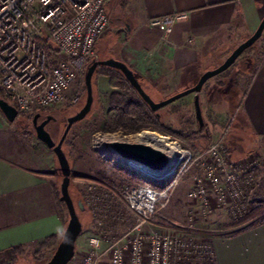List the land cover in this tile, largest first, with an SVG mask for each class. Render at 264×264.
<instances>
[{
    "label": "built area",
    "instance_id": "built-area-1",
    "mask_svg": "<svg viewBox=\"0 0 264 264\" xmlns=\"http://www.w3.org/2000/svg\"><path fill=\"white\" fill-rule=\"evenodd\" d=\"M112 1L0 0V91L18 116L56 106L77 75L97 60L95 43L109 29L106 5ZM187 18V12H178L153 17L149 25L168 35L175 23ZM260 39L264 60V29ZM160 136L169 144L163 150L168 163L162 168L125 160L111 151L113 163L138 179L121 194L133 222L109 241L104 240L107 232L90 236L67 264H100L104 258L107 264H216L210 233H197L192 215L167 232L149 228L151 221L193 167L201 173L194 177L187 198L199 204L202 215L211 214L215 205L226 209L230 218H242L255 200L254 173L264 167V152L247 164L230 160L221 139L193 152L176 138ZM116 196L110 186H87L83 198L99 226L123 220Z\"/></svg>",
    "mask_w": 264,
    "mask_h": 264
},
{
    "label": "crops",
    "instance_id": "crops-1",
    "mask_svg": "<svg viewBox=\"0 0 264 264\" xmlns=\"http://www.w3.org/2000/svg\"><path fill=\"white\" fill-rule=\"evenodd\" d=\"M106 12L113 32L105 59L125 63L152 98L153 92L162 96L180 92L217 67L207 64L212 62L211 48L218 46L217 53L232 51L248 38L264 17V0H114ZM178 12H187L188 18L175 23L168 35L149 25L153 17ZM259 44L227 69L234 68L235 86L223 74L208 80L211 84L207 81L199 94L206 90L210 101L225 99L222 95L233 92L243 80L240 115L253 150L264 147V61ZM107 68L98 67L95 73ZM14 123L0 112V258L14 247L28 249L51 235L60 238L66 223L59 213L52 150L33 135H20ZM230 222L223 224L226 229L236 227ZM229 232L210 233L216 264H264V223Z\"/></svg>",
    "mask_w": 264,
    "mask_h": 264
},
{
    "label": "rangeland",
    "instance_id": "rangeland-1",
    "mask_svg": "<svg viewBox=\"0 0 264 264\" xmlns=\"http://www.w3.org/2000/svg\"><path fill=\"white\" fill-rule=\"evenodd\" d=\"M111 20L114 24H117V20L114 17H112ZM111 32H113V27L110 22L108 31L95 43V51L98 56L97 60H103L108 56L110 42L112 40ZM259 41V46H261L262 49L263 44L261 39L257 42ZM255 45L256 43H254L253 47ZM217 47L218 46H213L211 48V53L213 55L212 62L207 63L211 64L210 66L213 65L212 67L223 62L231 51L226 50L223 53H217ZM261 61L263 62L264 60ZM240 65L242 66V64ZM86 68L82 73L77 75L70 86L69 92L62 101L56 106L38 110L33 114H40L39 121L43 120L46 116H51L55 119L51 124L49 123L50 126L59 124V131L56 133L55 141H58L60 138L66 125V119L75 114L85 103L86 88L84 75ZM225 72L228 78L224 80L227 81L232 78V81H229V83L235 86L234 68L226 70ZM219 77L221 76L218 75L214 78L217 80ZM213 81L214 80H211V82ZM208 82V85L211 84L210 81ZM243 84L242 80L241 84L238 85L239 87L233 92L226 93L225 95L223 94L222 96H224L225 99L218 96L210 101L208 93H206L205 90L199 97V101H201L200 106L202 105L204 110V112H202L204 113L203 121L205 127L203 126L204 129L202 127V130L189 137H184L181 134L189 131L190 126L192 128L194 126L195 128L192 95L183 97L185 101L181 103L179 102L180 99L171 103L174 106H178V113L171 114L170 108H163L162 111H160L161 115L165 117V121L171 123L170 126L173 132L170 130L158 131L144 129L141 132L128 133L126 129L119 127V124L114 122L113 116L117 114L118 110L108 102L111 91L118 90L121 85L128 88V84L124 77L113 69L107 68L101 73H95L92 77V108L84 119L72 125L62 146L71 167L72 176L69 184V194L74 201L77 215L82 224V232L77 239L76 250L79 248V244L80 246L84 245L85 241L90 236L98 234L99 231L107 232V234H104V240L109 241L121 234L133 222V217L129 215L124 204L121 202V194L126 186L137 183L138 179L130 172H126L123 168L113 163V157L110 155L112 150L104 147L105 142L113 140L135 142L132 140L137 134L142 132H153L176 138L182 146L196 152L206 149L211 144L220 140L218 138L217 140L215 138L216 136H222L221 140L224 141L225 146L228 148L229 158L234 162L241 161L250 164L251 161L256 158L258 151L263 153V146H261L262 149L259 150L252 149L251 138L240 115L241 97L245 90ZM189 86H191V84H189L188 87ZM182 90H184V88ZM175 93H177V90L163 96L160 92H153L152 99L154 101H160ZM208 104H210V106ZM207 105L209 107L206 109ZM33 115H19L14 121L13 128H16L18 133L22 136H26L24 134H27V136H34V130L31 125ZM53 172L58 176L56 182V197L59 201V213L64 219V222H67V210L59 200L61 175L59 174L57 161L56 169ZM200 173V168L193 167L182 176L172 194L170 202L153 217L149 228L156 231L167 232L185 223L188 215L194 217L197 233L204 236H206V233H212L217 230L235 232L252 225L264 223V169L257 172L255 176L257 187L255 188L254 202L249 206L242 218L236 220L230 218L226 209L215 205H213L214 208L211 214L207 216L202 215L199 204L187 198V192L192 186L194 177ZM97 183L110 186L118 196H116L117 201L115 205L118 207L117 209L122 212L124 218L118 223L112 222L116 223L113 224L112 228L109 227L112 223L108 224L107 222L99 226L98 220H95L93 212L84 201L83 194L87 190V186ZM78 201L82 202L84 206L83 209L78 208ZM230 221L236 225L234 229H226V225H223ZM51 255L50 249H39L37 246H31L25 249L22 254L18 255L15 260L12 259L11 254L2 256L0 258V264H45ZM100 264H107V258H104Z\"/></svg>",
    "mask_w": 264,
    "mask_h": 264
},
{
    "label": "water",
    "instance_id": "water-1",
    "mask_svg": "<svg viewBox=\"0 0 264 264\" xmlns=\"http://www.w3.org/2000/svg\"><path fill=\"white\" fill-rule=\"evenodd\" d=\"M264 29V17L259 22L254 32L239 43L230 54L220 63L217 67L206 70L203 72L196 83L192 86L177 92L163 100L154 101L142 88L141 84L135 77L132 70L123 62L108 58L104 60H94L86 68L84 75V82L86 88V100L84 105L72 116L66 119L64 130L58 139L55 141L51 132L46 128L50 120H54L51 116H46L43 120L39 121L40 114L36 113L31 120V125L34 130V136L49 149L52 150L59 167V174L61 175L60 183V196L59 200L64 203L68 213V221L64 227L62 235L58 244L56 245L52 255L45 264H67L74 256L76 249V242L82 232V224L77 215L75 204L69 194V184L71 180V167L69 160L63 150V142L73 124L81 121L90 112L93 104L92 92V77L98 67H108L115 69L121 73L124 79L134 89L139 98L150 108L152 111H157L185 96L193 95V108L195 120L198 123L199 129L204 126L202 111L199 101V94L203 85L211 78L218 76L226 71L234 64L236 59L254 43H256L262 35ZM0 112L8 122H14L18 117V112L14 106L9 104L5 99L0 98ZM106 149L112 150L119 157L125 160L134 161L145 165L150 168H162L168 163V158L165 153L150 144L142 142H129L113 140L104 143ZM77 206L83 209L82 202L78 201Z\"/></svg>",
    "mask_w": 264,
    "mask_h": 264
},
{
    "label": "trees",
    "instance_id": "trees-1",
    "mask_svg": "<svg viewBox=\"0 0 264 264\" xmlns=\"http://www.w3.org/2000/svg\"><path fill=\"white\" fill-rule=\"evenodd\" d=\"M251 47H249V48H251ZM117 72H119V71H117ZM225 73L226 72L224 71L223 73L220 74V76L225 74ZM126 83L128 84V88H126L124 85H121L118 90L111 91L109 94V97H108V102L110 103V105L116 107V109L118 110L117 114L113 116L114 122L116 124H119L118 125L119 127L126 129V131H128V133L141 132L144 129L158 130V131L159 130L160 131L170 130L173 132V130L171 129V126H170L171 123H168L165 121V117L161 115L160 111H162L163 108H170L171 114H173V113L176 114L179 112L178 106H174L172 104H169V105H167V106H165V107H163L157 111H152L139 98L137 93L134 91V89L129 85V83L127 81H126ZM0 98L4 99V96H3L1 91H0ZM183 101H185V98H182L179 100L180 103ZM192 103H193V101H192ZM200 103H201V101H200ZM193 118H194L195 128H194V126H193V128L190 126L189 131L181 134L184 137H189L190 135L197 133L198 131L202 130V128L199 129L198 123L195 120L194 108H193ZM169 122H170V120H169ZM204 127H205V125H204ZM204 127H203V129H204ZM24 135H27V134H24ZM52 137L55 140L56 135H53V133H52ZM65 140H66V138H65ZM262 169H264V167L260 168L258 171H256L254 173V175L256 176V173ZM63 205H64V203H63ZM76 211H77V209H76ZM66 223H65V225H66ZM59 240H60V238H57V236L51 235V236L46 237L41 242H39L37 247L39 249H50L51 253H53V251H54L56 245L58 244ZM25 249L26 248L24 246H17V247L12 248V250H11L12 259L15 260L18 257V255L22 254L25 251Z\"/></svg>",
    "mask_w": 264,
    "mask_h": 264
},
{
    "label": "bare ground",
    "instance_id": "bare-ground-1",
    "mask_svg": "<svg viewBox=\"0 0 264 264\" xmlns=\"http://www.w3.org/2000/svg\"><path fill=\"white\" fill-rule=\"evenodd\" d=\"M132 141L150 144L156 148L161 149L162 151L169 146L164 138H162L159 134L153 132H142L140 134H137Z\"/></svg>",
    "mask_w": 264,
    "mask_h": 264
},
{
    "label": "flooded vegetation",
    "instance_id": "flooded-vegetation-1",
    "mask_svg": "<svg viewBox=\"0 0 264 264\" xmlns=\"http://www.w3.org/2000/svg\"><path fill=\"white\" fill-rule=\"evenodd\" d=\"M52 121H55V119L54 120H50L49 123L51 124ZM49 123L47 124L46 128L48 130H50L53 133V135H55L54 133H58V131H59V124L58 125L50 126Z\"/></svg>",
    "mask_w": 264,
    "mask_h": 264
}]
</instances>
